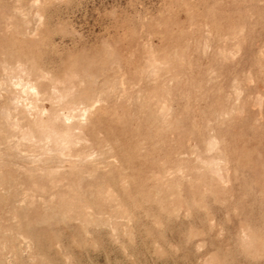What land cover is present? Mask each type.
Returning a JSON list of instances; mask_svg holds the SVG:
<instances>
[{
	"label": "rangeland",
	"instance_id": "1",
	"mask_svg": "<svg viewBox=\"0 0 264 264\" xmlns=\"http://www.w3.org/2000/svg\"><path fill=\"white\" fill-rule=\"evenodd\" d=\"M0 264H264V0H0Z\"/></svg>",
	"mask_w": 264,
	"mask_h": 264
}]
</instances>
